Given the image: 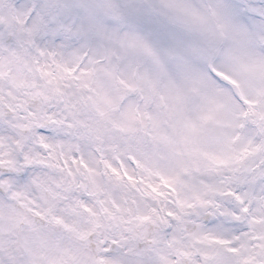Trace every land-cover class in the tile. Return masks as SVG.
<instances>
[{"label": "snow or ice", "instance_id": "snow-or-ice-1", "mask_svg": "<svg viewBox=\"0 0 264 264\" xmlns=\"http://www.w3.org/2000/svg\"><path fill=\"white\" fill-rule=\"evenodd\" d=\"M0 264H264V0H0Z\"/></svg>", "mask_w": 264, "mask_h": 264}]
</instances>
